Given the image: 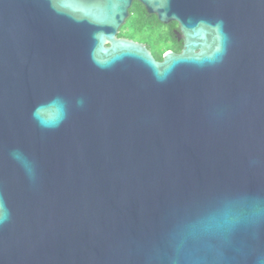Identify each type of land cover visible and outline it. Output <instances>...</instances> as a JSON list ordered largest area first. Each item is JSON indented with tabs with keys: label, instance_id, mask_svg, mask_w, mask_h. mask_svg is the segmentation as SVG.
<instances>
[{
	"label": "water",
	"instance_id": "1",
	"mask_svg": "<svg viewBox=\"0 0 264 264\" xmlns=\"http://www.w3.org/2000/svg\"><path fill=\"white\" fill-rule=\"evenodd\" d=\"M0 216V264H264V0H0Z\"/></svg>",
	"mask_w": 264,
	"mask_h": 264
},
{
	"label": "trees",
	"instance_id": "2",
	"mask_svg": "<svg viewBox=\"0 0 264 264\" xmlns=\"http://www.w3.org/2000/svg\"><path fill=\"white\" fill-rule=\"evenodd\" d=\"M130 15L126 23L121 27L119 35L124 38H134L147 43V40L157 35V26L162 24L155 15L149 14L144 6L139 2H134L129 10ZM166 26V25H165ZM167 27V26H166ZM174 27H171L168 34L173 37ZM170 50V46L165 43L162 54ZM160 54L159 56H161Z\"/></svg>",
	"mask_w": 264,
	"mask_h": 264
},
{
	"label": "flooded vegetation",
	"instance_id": "3",
	"mask_svg": "<svg viewBox=\"0 0 264 264\" xmlns=\"http://www.w3.org/2000/svg\"><path fill=\"white\" fill-rule=\"evenodd\" d=\"M168 27V29L170 30L171 27H174V35L173 37L171 38L170 34H168V40H170V50L171 52H174V53H180L181 52V49L183 47V42L182 40L180 39V35H179V29H178V24L176 22H171L169 24H164ZM118 37L119 38H124V37H120V35L118 34ZM126 39H129V40H133L134 42H137V43H141V44H144L148 50L151 52V54L153 55V57L155 58V60L157 61H162V58H163V55L165 54H162L161 56L157 55L155 52H154V42L152 41V39H149L147 40V43L146 42H143V41H140V40H137V39H134V38H126ZM168 52V51H167Z\"/></svg>",
	"mask_w": 264,
	"mask_h": 264
},
{
	"label": "rangeland",
	"instance_id": "4",
	"mask_svg": "<svg viewBox=\"0 0 264 264\" xmlns=\"http://www.w3.org/2000/svg\"><path fill=\"white\" fill-rule=\"evenodd\" d=\"M156 29L158 37L153 36L151 39L154 42V52L157 55H160L162 54V48L164 47L165 43L169 46L171 45L170 40H168L169 29L165 25H158Z\"/></svg>",
	"mask_w": 264,
	"mask_h": 264
},
{
	"label": "clouds",
	"instance_id": "5",
	"mask_svg": "<svg viewBox=\"0 0 264 264\" xmlns=\"http://www.w3.org/2000/svg\"><path fill=\"white\" fill-rule=\"evenodd\" d=\"M5 219H7V217L5 216L0 217V223H3Z\"/></svg>",
	"mask_w": 264,
	"mask_h": 264
},
{
	"label": "snow or ice",
	"instance_id": "6",
	"mask_svg": "<svg viewBox=\"0 0 264 264\" xmlns=\"http://www.w3.org/2000/svg\"><path fill=\"white\" fill-rule=\"evenodd\" d=\"M0 217H2V216H0Z\"/></svg>",
	"mask_w": 264,
	"mask_h": 264
}]
</instances>
